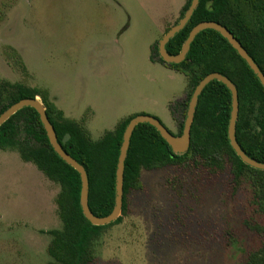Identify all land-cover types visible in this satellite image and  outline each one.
Wrapping results in <instances>:
<instances>
[{
    "label": "rangeland",
    "instance_id": "rangeland-1",
    "mask_svg": "<svg viewBox=\"0 0 264 264\" xmlns=\"http://www.w3.org/2000/svg\"><path fill=\"white\" fill-rule=\"evenodd\" d=\"M185 2L0 0V109L18 88H35L93 140L140 113L178 135L190 86L151 47ZM139 176L80 264H246L261 242L251 185L234 183L229 162L212 170L190 159ZM61 191L17 146L0 147V264H59L48 248L62 228Z\"/></svg>",
    "mask_w": 264,
    "mask_h": 264
},
{
    "label": "trees",
    "instance_id": "trees-1",
    "mask_svg": "<svg viewBox=\"0 0 264 264\" xmlns=\"http://www.w3.org/2000/svg\"><path fill=\"white\" fill-rule=\"evenodd\" d=\"M189 3L190 0H186L180 17ZM210 20L225 26L264 73V0H199L185 26L166 43V50L171 54L178 53L190 29L201 21ZM151 49L158 60L165 63L158 55L157 45L153 44ZM166 64L183 73L188 80L190 92L180 105L184 118L191 93L206 74L215 71L230 78L238 95L237 142L249 157L264 162V86L230 43L218 31L206 28L195 35L181 62ZM36 96H40L45 106L58 141L69 135L62 147L87 172L90 210L97 216L109 214L114 204L119 147L131 117L120 122L115 130L93 140L79 122L63 119V111L47 97L45 91L35 88H18L12 92L0 113L21 98ZM230 111V90L222 82L211 80L198 96L190 145L181 154L171 150L154 126L137 124L124 163L122 210L126 206L128 191L140 185L141 169L182 165L195 159L212 170L221 169L226 161L229 162L234 183L238 185L243 180L250 183L251 203L256 213L264 218V170L242 162L232 149L227 134ZM184 118L179 122V134ZM5 145L17 146L23 160L32 162L45 176L62 186L57 199L62 228L50 231L53 239L49 253L59 264H80L85 256L89 258L90 236L105 225H92L83 216L79 204V174L53 151L34 108L23 107L0 125V147ZM251 227L259 233L261 242L248 251L246 264H264V223L255 222Z\"/></svg>",
    "mask_w": 264,
    "mask_h": 264
},
{
    "label": "water",
    "instance_id": "water-1",
    "mask_svg": "<svg viewBox=\"0 0 264 264\" xmlns=\"http://www.w3.org/2000/svg\"><path fill=\"white\" fill-rule=\"evenodd\" d=\"M199 0H190L189 6L185 10L182 17H180L173 25H171L158 40L157 51L159 57L165 63H179L187 54L190 43L194 39L195 35L206 28H211L218 31L237 51V53L246 61L250 69L259 79L260 83L264 86V73L260 70L258 65L254 62L252 57L247 53L243 48L241 43L234 37V35L222 24L215 21H201L194 25L186 39L184 40L180 50L176 54L169 53L165 45L168 40L173 37L179 30H181L185 24L190 19L193 11L198 5ZM218 80L225 84V86L230 90L231 93V111L230 118L228 123V139L229 143L236 153V155L242 160V162L248 164L251 167L264 170V162L257 161L249 157L240 147L237 142L235 135L236 120L238 115V95L237 89L234 83L227 76L219 72H210L206 74L194 87L191 96L189 98L186 114L183 122V127L181 133L178 135L172 134L165 125L155 116L150 114L140 113L131 117L126 124L123 134L122 141L119 147V153L117 157L116 169H115V179H114V204L113 208L109 214L105 216L95 215L89 208L88 205V192H89V180L87 172L82 164H80L75 158H73L63 147L62 144L68 139L69 135L66 134L61 142L58 141L54 127L50 120L47 117L45 106L38 97L34 98H21L20 100L14 102L9 107H7L3 112L0 113V125L5 122L10 116H12L16 111L20 110L23 107L29 106L34 108L38 115L39 119L43 125V128L46 132L48 141L54 152L68 165L73 167L79 174L80 177V192H79V204L83 216L89 221L92 225H105L113 222L121 214L122 210V194H123V172H124V163L127 155V150L130 143V138L135 129L136 125L139 123H149L154 126L159 132L161 137L167 142L171 150L176 154H181L185 152L190 145V131L193 121V116L195 113V107L197 105L198 96L202 92L203 88L211 80Z\"/></svg>",
    "mask_w": 264,
    "mask_h": 264
}]
</instances>
